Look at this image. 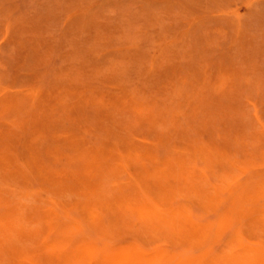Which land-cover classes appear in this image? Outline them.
Returning a JSON list of instances; mask_svg holds the SVG:
<instances>
[{
  "label": "rangeland",
  "instance_id": "rangeland-1",
  "mask_svg": "<svg viewBox=\"0 0 264 264\" xmlns=\"http://www.w3.org/2000/svg\"><path fill=\"white\" fill-rule=\"evenodd\" d=\"M263 207L264 0H0V264H252Z\"/></svg>",
  "mask_w": 264,
  "mask_h": 264
},
{
  "label": "bare ground",
  "instance_id": "bare-ground-1",
  "mask_svg": "<svg viewBox=\"0 0 264 264\" xmlns=\"http://www.w3.org/2000/svg\"><path fill=\"white\" fill-rule=\"evenodd\" d=\"M38 164V163H37ZM29 165V164H28ZM36 166V165H35ZM39 168V167H38ZM187 168V167H186ZM162 169H165V168H161ZM185 169V168H184ZM159 170V168H158ZM157 171V173H159ZM160 174V173H159ZM158 174V175H159ZM155 175H156V172H155ZM180 176V175H179ZM154 177V176H153ZM159 177V176H157ZM161 177V176H160ZM51 201V200H50ZM134 203V202H133ZM170 203V202H169ZM172 203V202H171ZM211 203V202H210ZM209 204V203H208ZM127 205V204H126ZM260 205V204H259ZM71 206V205H69ZM73 206V205H72ZM263 205H261L259 208H261ZM68 206H66L67 208ZM208 207V206H207ZM264 208V207H263ZM54 208H52L51 210H53ZM81 209V208H80ZM56 210L58 211V209L56 208ZM83 211V209H82ZM139 214L143 215V216H147L148 218H156V222L153 224L154 226H157L159 227V229H164V230H168L171 231V234L174 235L172 232L174 233H178V234H181L183 235L184 237L186 236L187 238H189L190 240H192V243L193 242H196V241H199V240H202L201 242H206L208 243V241H210V239L213 237L214 234H216L220 229H223L226 227L225 225V222L223 221H219V222H210V223H205V224H198L197 226L193 227V228H189L187 227L188 225V222L186 221L185 223H180L179 222H176L178 220H176L175 222L173 221H170L168 219H165L164 216H161V212L160 210L156 209V208H142V209H139L137 210ZM60 212V211H59ZM251 213V212H250ZM45 214V213H44ZM49 214V213H48ZM84 214V213H83ZM163 214V212H162ZM60 215V214H59ZM57 216V217H61L60 216ZM253 216V215H252ZM251 216V217H252ZM52 217H55V216H52ZM182 217V216H181ZM189 217V216H188ZM187 217V218H188ZM51 218V216H50ZM189 218H192V217H189ZM38 219V218H36ZM178 219V218H177ZM183 219V218H182ZM250 219V218H249ZM247 219V220H249ZM42 220V219H41ZM122 220V219H121ZM153 220V219H152ZM181 220V219H180ZM186 220V219H185ZM49 220H47L48 222ZM57 221V220H56ZM56 221H52V224L53 226H56L57 224L60 223V221L62 220H58L57 224L54 225V223H56ZM120 221V220H119ZM251 221V220H250ZM66 222V221H65ZM124 222V221H123ZM180 222H183L182 220ZM263 223V222H262ZM66 224V223H65ZM124 226L125 224H129L128 222H124L123 223ZM187 224V225H186ZM250 224V223H249ZM191 225V224H190ZM252 225V224H251ZM129 226V225H128ZM5 227V228H4ZM45 227H46V224H45ZM123 227V226H122ZM4 228V229H3ZM38 228V226H37ZM128 227H126L127 229ZM10 227H7V225H3V223L0 221V242H3L5 239H7L10 235H11V232L9 231ZM67 229V228H66ZM64 229V230H66ZM129 229V228H128ZM156 230V228H154ZM215 229H216V232H215ZM245 229V228H244ZM248 230V228H246ZM4 230V231H3ZM45 230V229H44ZM55 230V229H53ZM121 230V229H120ZM166 230V231H167ZM246 230V231H247ZM3 231V232H2ZM133 231V230H132ZM251 231V230H250ZM21 231H19L20 233ZM47 232V231H46ZM253 232V231H252ZM51 233V232H50ZM247 233V232H246ZM255 233V232H254ZM49 234V233H48ZM136 234V233H135ZM170 233L167 234L168 236L171 235ZM58 235V234H57ZM117 235H118V232H117ZM177 235V234H175ZM248 235V234H247ZM253 235V234H252ZM251 233H250V236H252ZM49 236V235H48ZM60 236V234H59ZM68 236V235H67ZM140 236V235H139ZM249 236V235H248ZM63 238V236H61ZM165 237V235H164ZM185 237V238H186ZM254 237V236H252ZM180 238V237H179ZM186 238V239H187ZM260 238V237H259ZM254 239V238H253ZM263 239V238H262ZM261 238L260 240L263 241ZM45 240V239H44ZM173 242V241H172ZM243 243V242H242ZM263 245V243H262ZM93 250L94 247L92 248ZM107 247L105 248V252H107ZM108 249H112L113 248H109ZM121 249V248H120ZM111 250V251H112ZM104 251V249H103ZM98 252V251H97ZM104 252V253H105ZM103 253V254H104ZM159 254L162 252H158ZM210 252H206L203 253V254H199V256H196V254H193V253H187L186 255H181V256H178V257H169L167 258L168 261L166 263H163V264H233V258L232 256H228L226 258H220V257H215V256H210L209 254ZM253 253L255 254H258V251H253ZM77 254V258H78V262L80 261H88L91 263V264H119L121 263L122 261H124L125 259H127L129 262H131L132 264H142V261H140V257L141 255H143L144 257H149V256H146L143 254L140 253V252H137V251H134V250H127L125 252H123V254H110V255H105V256H101V257H95L93 256V254L90 255V252L87 250V249H84L83 251L81 250H78L74 255ZM102 254V252H101ZM160 254V255H161ZM35 255V254H33ZM73 255V256H74ZM90 255V256H89ZM95 255V254H94ZM100 256V255H99ZM12 257V256H11ZM31 257V256H30ZM161 257V256H159ZM158 257V258H159ZM72 258V257H71ZM88 258V259H87ZM155 258V257H154ZM157 258V259H158ZM218 258V259H217ZM249 261H251L252 264H264V256H261V255H251L250 257H248ZM37 260V259H36ZM21 261V260H20ZM76 261V262H77ZM152 261V260H151ZM25 264L24 263V260L22 262H17V264ZM53 264V263H52ZM57 264V263H56Z\"/></svg>",
  "mask_w": 264,
  "mask_h": 264
}]
</instances>
